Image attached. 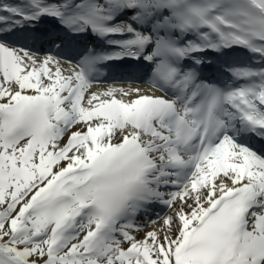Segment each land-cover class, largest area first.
<instances>
[{"label":"snow or ice","instance_id":"obj_1","mask_svg":"<svg viewBox=\"0 0 264 264\" xmlns=\"http://www.w3.org/2000/svg\"><path fill=\"white\" fill-rule=\"evenodd\" d=\"M0 264H264V0H0Z\"/></svg>","mask_w":264,"mask_h":264},{"label":"bare ground","instance_id":"obj_2","mask_svg":"<svg viewBox=\"0 0 264 264\" xmlns=\"http://www.w3.org/2000/svg\"><path fill=\"white\" fill-rule=\"evenodd\" d=\"M147 89V88H146Z\"/></svg>","mask_w":264,"mask_h":264}]
</instances>
